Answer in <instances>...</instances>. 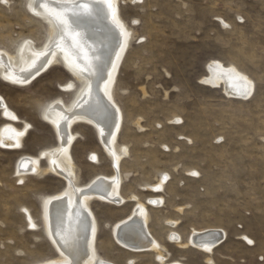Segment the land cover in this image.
Returning a JSON list of instances; mask_svg holds the SVG:
<instances>
[{
  "label": "rangeland",
  "instance_id": "374dc122",
  "mask_svg": "<svg viewBox=\"0 0 264 264\" xmlns=\"http://www.w3.org/2000/svg\"><path fill=\"white\" fill-rule=\"evenodd\" d=\"M27 6L28 0L0 2L1 50L13 54L23 40L37 47L47 40L48 27ZM118 9L133 31L114 85L122 114L117 145L127 148L119 165L127 176L121 195H135L142 203L163 198V208L147 206L148 227L165 247L167 262L205 264L206 258L168 243L169 232L186 243L194 231L222 230L226 236L211 256L214 264H264V0H120ZM212 63L249 79L250 95L230 94L223 83L208 85ZM71 80L60 64L24 87L0 78V98L21 121L14 126L30 127L20 151L0 147V264L56 257L44 233L40 203L59 193L64 182L52 175L19 182L14 166L21 156L56 146L41 112L58 97L71 102L79 84L69 93L60 88ZM72 131L78 137L70 152L79 184L111 176L94 130L81 124ZM40 166L46 168L45 159ZM162 176L167 179L162 194L143 190ZM134 204L91 203L99 226L97 253L111 264L131 259L132 264H158L154 253L129 252L112 237L111 225L127 217ZM21 208L30 210L37 231L28 229ZM167 222L177 224L171 228Z\"/></svg>",
  "mask_w": 264,
  "mask_h": 264
},
{
  "label": "bare ground",
  "instance_id": "6f19581e",
  "mask_svg": "<svg viewBox=\"0 0 264 264\" xmlns=\"http://www.w3.org/2000/svg\"><path fill=\"white\" fill-rule=\"evenodd\" d=\"M119 1L112 0L116 14L113 18L104 0H44L48 8L36 7L37 0H28L30 14L49 29L47 40L40 47L33 40H23L13 54L0 49V78L10 85L28 86L59 64L72 77L71 81L60 86L61 90L69 93L75 89L76 83L79 84L70 103L66 104L58 97L41 112L42 119L55 134L56 146L44 149L33 157L21 156L14 166V174L19 182H23L26 177L44 175L55 176L64 182L59 193L41 198L40 215L44 233L56 257L37 264H111L97 253L96 235L99 226L91 209L94 201L120 207L129 201L134 202L128 216L110 227L117 245L132 253L152 252L158 264H181L167 262L165 247L149 231L150 214L147 206L163 208V198L152 197L142 203L135 195L124 198L120 192L122 181L127 176L120 173L119 165L127 156V148L117 145L122 114L114 99V85L121 60L133 38V31L119 13ZM131 1L134 3L136 0ZM81 4L86 7L78 9L74 15L73 5ZM57 8L65 9L59 15L68 23L76 21L71 30L57 22ZM220 66L212 63L207 68L209 77L205 81L208 85L223 83L230 94L248 97L253 88L251 81L233 68L222 69ZM0 117L6 121L0 126V147L20 151L29 125L24 123L22 128L17 129L14 124L21 121L1 98ZM138 123L136 126L141 129ZM81 124L94 130L113 170L111 176L96 175L83 185L79 184L70 152L71 145L78 138L72 128ZM44 159L47 162L45 169L40 166ZM91 159L98 162L96 157ZM166 181L165 176L159 177L143 190L162 194ZM20 210L28 229L37 231L39 227L30 210ZM176 224L167 222L171 228ZM225 236L222 230L194 231L184 243L179 235L169 232L167 241L180 249L191 248L201 252L206 255L205 264H214L211 256L214 249L223 243ZM242 239L252 246L248 239ZM128 262L132 264L135 261L131 259Z\"/></svg>",
  "mask_w": 264,
  "mask_h": 264
},
{
  "label": "snow or ice",
  "instance_id": "6c2138e0",
  "mask_svg": "<svg viewBox=\"0 0 264 264\" xmlns=\"http://www.w3.org/2000/svg\"><path fill=\"white\" fill-rule=\"evenodd\" d=\"M0 2L2 3H7V0H0ZM104 3L107 5L109 11L111 12L113 18H115V11L113 10V7H112V0H104ZM36 7H44V8H48L49 5L47 3L44 2V0H37V4H36ZM86 7V5H73V14L75 15L77 13V10L80 9V8H84ZM57 22L58 23H61V24H65L66 27L71 30L72 29V24L73 23H76L75 20H73L71 23H68L67 20L64 18V17H61L59 15L60 12H63L65 11L64 8H57ZM34 11V9H33ZM35 14H38V13H35ZM33 227H35L33 225ZM249 243H251V241H249Z\"/></svg>",
  "mask_w": 264,
  "mask_h": 264
}]
</instances>
